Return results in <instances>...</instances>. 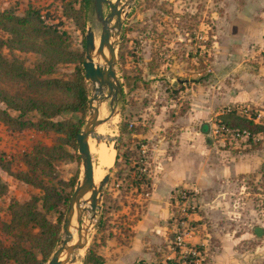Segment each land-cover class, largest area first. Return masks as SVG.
<instances>
[{
  "label": "rangeland",
  "instance_id": "obj_1",
  "mask_svg": "<svg viewBox=\"0 0 264 264\" xmlns=\"http://www.w3.org/2000/svg\"><path fill=\"white\" fill-rule=\"evenodd\" d=\"M110 1L113 3L115 0ZM123 3L126 4L121 14V26L112 30L111 37L114 71L121 85V94L113 103L114 113L111 116L109 98L105 100L108 115L101 118L110 116L104 125L113 120L110 128L112 136L93 134V140L97 143L109 142L114 157L116 145L121 153L126 148L125 143L129 142L128 147L133 152L130 174L135 177L128 184L123 175L118 177L120 169L128 172L127 164L123 163L122 156H119L117 165H114L113 159L105 170L108 181L102 187L98 208L86 211L88 200L80 204V208L85 209L80 213V226L86 232L85 245L81 251L74 250L68 255L64 252L60 258L62 264H88L83 263L88 247L96 252V246L106 236L117 232L123 234L122 238L129 235L130 227L140 218L150 198L153 159L155 156L162 158L170 155L181 128H197L206 119L193 118L197 117V111H194L200 105L199 94L209 101L210 109L213 107L211 117L207 119L210 124L208 141L236 152V163H240L242 168L236 174V188L228 196V214L222 219V229L218 231L226 239L224 245L227 246L222 254L226 255V260L234 259L231 264H264V0H120V5ZM60 5V0H0V10L12 9L16 14H22L28 6H33L57 17L61 12ZM72 5L77 8L79 0H73ZM108 11L104 4L103 14ZM81 20L82 28L71 18L61 17L60 29L68 34L70 48L82 51L84 56L86 29L92 30L96 44L100 33V23L95 19L92 3L83 9ZM2 53L7 58L18 56L27 65L38 59L33 53L10 54L5 48ZM72 68L73 64H61L58 71H71ZM2 85L11 89L10 83L3 82ZM86 88L89 98L92 86L88 81ZM106 93L107 90H104ZM234 94L236 104L214 105L216 98ZM226 109H234L237 115L251 119L257 125L256 132L249 134L248 130H244L245 136L234 138L221 135L219 131L213 133L215 125H219L217 115ZM188 110L192 114L191 120L183 116ZM87 117L88 108L82 116L83 124ZM58 118L77 120L79 113H64ZM122 122L139 129L136 133L132 131L131 135L120 133ZM55 138L56 135L51 132L31 129L9 131L0 123V153L12 171L26 170L24 154L33 144L50 146L55 143ZM64 148L74 156L69 161L55 162L56 177L64 181L76 177L77 182L82 170L81 156L76 150L67 146ZM91 157L92 166H97ZM140 175L144 178L140 179ZM0 180L7 186V192L0 196V239L9 243L11 238L5 229L9 202L39 198L42 192L15 180L1 169ZM49 183L61 189L69 199L74 187H62L55 180ZM173 191L168 198L170 214L159 257L154 262L134 261L133 264H187L189 259L194 260L191 264H206L212 252L219 253V239L212 234L214 229L201 226L206 222L192 217L198 210L196 191V208L188 214V219L178 210ZM67 203L68 200L45 213L49 221L55 223L59 219L60 222L55 248L63 237L61 223ZM36 204L39 208L40 201ZM77 216L75 211L71 226L73 244L78 242ZM173 218L189 221L194 226L192 233L188 232L185 223L179 224L177 229L182 231L184 247L194 250V255L180 252L173 245V239L178 234ZM96 225L101 229H97ZM255 226L262 229L260 236L253 233ZM194 235L205 241L202 244L190 242L189 238ZM72 257L76 258L74 263L70 262ZM195 259H198L196 263ZM41 264H46V261Z\"/></svg>",
  "mask_w": 264,
  "mask_h": 264
},
{
  "label": "trees",
  "instance_id": "obj_2",
  "mask_svg": "<svg viewBox=\"0 0 264 264\" xmlns=\"http://www.w3.org/2000/svg\"><path fill=\"white\" fill-rule=\"evenodd\" d=\"M60 2L61 12L57 17L33 6H28L22 14H16L12 9L0 10V123L9 131L31 129L56 135L53 145L35 143L24 154L26 170L12 171L0 153L1 170L42 192L39 198L9 202L5 229L11 239L9 243L0 239V264H41L47 261L59 240L60 222L59 219L55 223L49 221L45 213L68 200V195L49 182L55 180L60 186L71 189L76 182V177L68 181L58 179L54 164L73 159V153L64 146L77 150L75 135L83 125L88 91L81 67L83 53L70 48L69 36L60 29V24L61 17L71 18L82 28L83 9L92 0H79L77 8L73 7V0ZM3 48L10 54L33 53L38 59L27 65L18 56L7 58L2 53ZM61 64H73V68L59 72ZM3 82L10 83L11 89L5 88ZM64 113H79V118H58ZM217 122L227 128L248 130L249 134L257 129L251 119L237 115L234 109H226L217 115ZM138 129V126L122 122L119 132L131 135ZM128 143H125L126 148L121 153L116 145L114 157V165H117L119 156L127 164L128 172L117 171L118 177L123 175L127 184L135 177L130 174L133 152ZM135 173L139 174V171ZM141 178L144 176L140 175ZM6 192V184L0 180V196ZM38 200L39 208L36 204ZM102 262V257L88 247L83 263Z\"/></svg>",
  "mask_w": 264,
  "mask_h": 264
},
{
  "label": "crops",
  "instance_id": "obj_3",
  "mask_svg": "<svg viewBox=\"0 0 264 264\" xmlns=\"http://www.w3.org/2000/svg\"><path fill=\"white\" fill-rule=\"evenodd\" d=\"M197 98L200 99V105L194 111H197V117L193 118L206 119L197 128H181L176 135V143L170 155L162 158L155 156L150 198L140 218L130 227L128 231L130 236L122 238V233H113L96 246V253L103 259L102 264L154 262L156 257H159L160 245L167 228L166 223L170 214L169 195L180 187L196 191L198 210L192 217L196 220H204L207 224L201 226L213 228L212 234L219 239V253L217 252L216 255L212 252L206 264L233 262V258L226 260L224 257L226 255L222 254L227 246L224 245L226 239L218 231L222 229V219L228 214V196L236 188V174L242 168L240 163H236V152L208 141V129H210L208 120L213 107L210 109L209 101L201 94ZM225 104H236V94L222 95L214 100V105ZM183 116L190 120L192 118L190 110ZM189 239L190 242L198 244L205 241L197 235Z\"/></svg>",
  "mask_w": 264,
  "mask_h": 264
},
{
  "label": "water",
  "instance_id": "obj_4",
  "mask_svg": "<svg viewBox=\"0 0 264 264\" xmlns=\"http://www.w3.org/2000/svg\"><path fill=\"white\" fill-rule=\"evenodd\" d=\"M91 3L95 19L100 23V33L96 47L94 46V34L90 28L86 29L84 35V56L81 67L84 79L88 81L93 88L87 102L88 117L80 131L75 135L76 151L81 156V176L73 188L63 215L61 223L63 237L60 239L59 244L46 261V264H62V260L59 258L64 251L65 255H68L72 251L84 247L86 232L85 229L80 226V213L85 209L86 211H94L98 208L97 201L101 196L102 187L108 181V175L105 174L97 187L93 189V166L87 139L88 137H93L94 129L97 125L106 121L114 113V110L112 109L113 103L117 96L121 94V85L116 80L114 71L115 55L111 37L113 35L112 30H118L121 26V14L126 3L120 5V0H115L113 3L110 0H92ZM104 4L107 5L109 10L105 15L103 14ZM112 20H114V22L111 24ZM94 55L98 56L99 59L101 58L102 63H94ZM104 90H107L106 94H104ZM106 99H108V106L110 107L111 114L106 119H98V108ZM93 103H95V105H93ZM86 193H89L87 198L88 207L85 209L80 208V204L86 202L85 200H82V197ZM74 210H76V214L78 215L76 218L78 224V242L68 244L72 239L70 224ZM253 233L256 236H260L262 234V229L255 226L253 228ZM75 259V257H72L70 262H73Z\"/></svg>",
  "mask_w": 264,
  "mask_h": 264
},
{
  "label": "bare ground",
  "instance_id": "obj_5",
  "mask_svg": "<svg viewBox=\"0 0 264 264\" xmlns=\"http://www.w3.org/2000/svg\"><path fill=\"white\" fill-rule=\"evenodd\" d=\"M94 46L95 47L97 46L95 40H94ZM104 53H105V51H104ZM100 59L96 55H94V57H93L94 63H101L102 60L100 61ZM104 103L105 102H102L100 104L99 108H98V119L105 118L108 115V110H107V107L104 105ZM93 105H95V103H93ZM104 123H105V121L95 127L94 135L97 134L98 136H103V137L104 136H109V137H111L112 136V131H111L110 128L112 127L113 120L111 119L109 121V123H106L105 125H104ZM93 138L94 137H88L87 143H88V149H89L90 156H93L94 160L98 164L97 166L94 165L93 166V170H92L93 189H95L97 187V185L99 184V182L104 177L105 170L110 167L109 164L110 165L112 164L113 159H114V155H113V148H112V146L110 145L109 142L104 141V142H101V143H97V142H95L93 140ZM106 142H107V144H106ZM92 164H93V162H92ZM88 195H89V193H86L82 197V200H85L87 202ZM75 211L76 210H74V213H73V216H72V219H71L70 231H71L72 223L74 222L73 218H74V215H75ZM72 241H74V235H72V239H71V241L68 244H73ZM80 251H81V249H80ZM63 253L60 255V258L62 257ZM81 253H80V256L82 255Z\"/></svg>",
  "mask_w": 264,
  "mask_h": 264
},
{
  "label": "built area",
  "instance_id": "obj_6",
  "mask_svg": "<svg viewBox=\"0 0 264 264\" xmlns=\"http://www.w3.org/2000/svg\"><path fill=\"white\" fill-rule=\"evenodd\" d=\"M214 127V126H213ZM212 130V129H211ZM219 131L221 135H224L226 137H238V136H245V132L244 131H239L236 128H227L224 127L222 125H215L214 129L212 130L213 133ZM142 185V183H141ZM175 195L173 196V198L175 199L176 203H177V207L178 210L181 211L182 216L186 217L188 216V214L193 212V209L196 208V201H195V190L194 189H184L182 187L180 188H176L175 191ZM188 219V218H187ZM186 219V220H187ZM180 220V219H179ZM175 218H173V222H174V228L176 229L175 232H177L178 234L174 237L173 239V245H175V247L177 246L180 249V252H184L187 255H194L195 251L190 249V248H185L184 247V243H183V237H182V231H178V226L183 225L187 226L188 228V232L193 231L194 226H192L189 221L184 222V220L181 221H176ZM184 248V249H183ZM198 253V252H197ZM194 260L189 259L187 260V264H191L193 263ZM198 261V259H195V263Z\"/></svg>",
  "mask_w": 264,
  "mask_h": 264
}]
</instances>
